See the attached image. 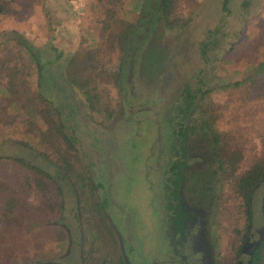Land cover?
<instances>
[{
	"label": "rangeland",
	"instance_id": "374dc122",
	"mask_svg": "<svg viewBox=\"0 0 264 264\" xmlns=\"http://www.w3.org/2000/svg\"><path fill=\"white\" fill-rule=\"evenodd\" d=\"M0 2V264H59L70 250L68 264H81V255L87 264L93 256L96 262L110 257L108 244L116 248L111 241L117 239L113 208L78 155L102 150L99 132L115 137L128 173L108 169L105 160L114 155L109 146L105 160L89 162L92 177L109 189L105 175L118 173L115 201L136 213L144 248L150 249L156 228L148 205L157 181L152 171L145 175L144 161L163 128L146 122L144 114L166 126L184 89L192 94L203 85L201 76L210 91L196 122L215 148L202 124L214 121L224 154L215 157L221 161L214 174L194 186L193 197L211 212L221 264L246 257L242 244L249 226L255 238L264 229V181L253 197L251 224L240 193L243 176L256 164L264 166V75L250 81L264 60V0H174L167 17L159 0ZM14 31L51 56L54 80L47 75L42 82L46 103L32 99L39 90L36 62L10 39ZM125 31L117 43L111 40L112 33ZM213 63L220 78L214 83L208 76ZM60 77L65 84V78L78 81L72 97L62 93ZM87 87L95 96L90 102ZM74 98L79 103L68 104Z\"/></svg>",
	"mask_w": 264,
	"mask_h": 264
},
{
	"label": "flooded vegetation",
	"instance_id": "af4514ba",
	"mask_svg": "<svg viewBox=\"0 0 264 264\" xmlns=\"http://www.w3.org/2000/svg\"><path fill=\"white\" fill-rule=\"evenodd\" d=\"M210 67L208 76L213 83L217 82L220 78L217 77L215 63ZM203 78L205 77H200L203 85L193 90L192 94L187 87L184 89L182 98L176 102L171 120L166 126H161L148 112L144 114L146 122L158 124L156 127H162L163 132L165 131L155 135L156 141L153 142L144 161L147 173L145 175H150L152 171L157 181L155 189L153 188L154 194L149 197L148 205L151 211L149 213L155 223L154 228H156L155 242L150 249L144 248L143 237L136 219H133L136 213L131 211V208L123 209L115 201L117 183L113 184L112 180L119 176L118 173L110 172L105 175L111 178L109 189L104 185V181L92 177L94 169L89 162L93 158L96 164L99 159L105 160V149L109 146L113 148L114 155L112 160H105L109 165L108 169L113 168L112 170L115 171L120 167L123 172L128 173L126 163L120 155H117L120 149L114 146L118 143L115 137L99 132L102 137L100 142L103 145L102 150L98 151L100 147L96 146L98 149L94 150V156L80 155L78 151L80 162L88 172V178L91 177L89 179L93 180L98 192L106 194V199L109 198L107 202L113 208L110 216L116 227L117 239L114 242L111 241L116 248L109 250L108 244V251L113 253L100 262H96L93 256L89 259L90 264H221L216 255L213 229L210 224L211 212L202 203L196 204L197 200L193 197L198 192L194 186L204 182L208 173L214 174L215 165L220 163L218 159L216 161L214 148L210 145L206 133H200L203 128L196 122L200 102L210 91V87L204 86ZM73 103H79V101L74 98ZM82 112L85 111L82 110ZM141 122H143L142 118ZM71 163V166H74L76 162L72 159ZM61 170L64 176L68 177L64 168ZM78 179L82 180V178ZM73 187L77 195L76 187L74 185ZM203 202L205 204V200ZM77 213L76 216H79ZM260 231L259 238L264 235V229ZM255 236L256 232L249 226L242 244V251L246 257L237 255V264H251L259 240ZM81 244L82 242L79 241V245ZM102 245L106 248L103 243ZM71 257L70 250L68 254L62 255L59 264H68L64 260ZM91 259L96 263H91ZM80 260L81 264H87L86 256L81 255Z\"/></svg>",
	"mask_w": 264,
	"mask_h": 264
},
{
	"label": "trees",
	"instance_id": "16d2710c",
	"mask_svg": "<svg viewBox=\"0 0 264 264\" xmlns=\"http://www.w3.org/2000/svg\"><path fill=\"white\" fill-rule=\"evenodd\" d=\"M173 2H174V0H159L158 9L160 10V14L167 17L168 14L170 13L171 9H172ZM3 10L4 9H3L2 4L0 2V11H3ZM109 12L111 13V11H109ZM133 26L134 25H132V27ZM124 34H127V31H125L123 33L122 32L121 33L120 32L112 33V35H110V37L114 43H117L115 41H118L120 36L124 37ZM13 37H15V40L17 41L19 47L22 50L27 51L28 54L32 57L31 60L36 62L35 64H36L38 77H39L38 78L39 90L37 91L36 95L32 99H33V101L38 100L41 103H44V102L46 103L49 96L47 97L46 93L44 92L43 87H42V82L47 78V75L50 77L49 80H54V77L52 76V73H51L50 68H49L51 63H52L51 56L49 58H47V57H45V55L43 56L42 53L40 54L39 47L32 44L30 41H28V39H26L19 32L14 31L13 36L10 39H12ZM18 45H15V46L18 47ZM50 49L52 51V55H54L55 54L54 52L57 49V47H56V45L55 46L53 45V46H50ZM88 56L91 59H94L93 55H88ZM52 59L58 60V57H52ZM255 68H256L255 73L250 77V81L257 80L259 77H262L264 75V60H262L259 64H257L255 66ZM115 74L118 76L117 72H115ZM115 78H116L115 79L116 83H119L120 78H118V77H115ZM58 80L62 83V86H64L62 93L63 94L67 93L68 95H70V97H72V95L74 93L72 91V88L74 87L73 82L79 84L78 81L73 80V79H71L72 80L71 81V80L65 78V80L68 82L67 84H65L64 82H62L61 77L58 78ZM90 80H92L91 77H90ZM90 80H87V81L90 82ZM52 83L55 84L57 82L52 81ZM85 84L86 83H84L82 85V88L84 87ZM15 87H16V85L9 84L10 90H14ZM86 89L87 90L85 91L84 94L86 95L88 102L93 101V98H95V96L92 95L91 89L89 90L88 87ZM57 92H60V91L57 90ZM73 100L74 99H71V101L68 102V104H72ZM201 106L202 105H200V107ZM33 110L35 112L43 111V109H38V107L37 108L35 107V109H33ZM202 124H203V127L207 130V132L210 131L208 133L212 136L211 140L215 144V148H214L215 156H221V154H224V149H223V147H219L220 138L217 134V130H214V128L216 127V125H214V121L213 120H207V122L205 121ZM66 126H67V124H65V127ZM61 127H64V125L61 124ZM12 159L16 160L20 163L25 164L19 158L12 157ZM37 172L41 173L42 170L38 168ZM43 175H45V174L43 173ZM263 181H264V166H262L261 164H256L255 166H253L248 171V173L245 176H243V178L241 179L240 193L243 196V199L245 201L247 220H248L249 224H251V222L253 221V197H254L256 189L262 184ZM251 264H264V236L260 239V242L255 249V252H254L252 259H251Z\"/></svg>",
	"mask_w": 264,
	"mask_h": 264
},
{
	"label": "water",
	"instance_id": "95a60500",
	"mask_svg": "<svg viewBox=\"0 0 264 264\" xmlns=\"http://www.w3.org/2000/svg\"><path fill=\"white\" fill-rule=\"evenodd\" d=\"M263 236H264V235H263ZM263 236H260L259 240L257 241V244H259V242H260V239H261Z\"/></svg>",
	"mask_w": 264,
	"mask_h": 264
}]
</instances>
